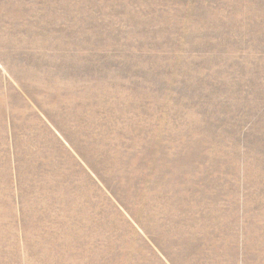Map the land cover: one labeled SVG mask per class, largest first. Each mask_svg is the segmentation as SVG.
<instances>
[{
    "label": "rangeland",
    "instance_id": "1",
    "mask_svg": "<svg viewBox=\"0 0 264 264\" xmlns=\"http://www.w3.org/2000/svg\"><path fill=\"white\" fill-rule=\"evenodd\" d=\"M0 264H264V0H0Z\"/></svg>",
    "mask_w": 264,
    "mask_h": 264
}]
</instances>
